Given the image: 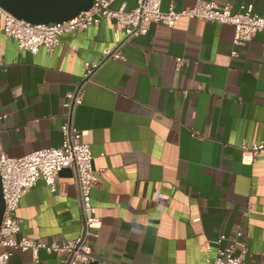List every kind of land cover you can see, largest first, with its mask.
Segmentation results:
<instances>
[{"label":"crops","instance_id":"crops-1","mask_svg":"<svg viewBox=\"0 0 264 264\" xmlns=\"http://www.w3.org/2000/svg\"><path fill=\"white\" fill-rule=\"evenodd\" d=\"M197 0H162L167 11ZM234 11L264 0H215ZM137 0H114L130 10ZM125 34L103 18L61 37L53 52L18 48L0 18V151L12 157L60 146L66 93L86 63L99 62ZM232 24L181 17L153 24L127 42L126 60L103 63L85 84L73 121L101 170L91 191L99 222L94 252L116 264H209L220 234L248 232L242 264H264V34L234 47ZM237 50V55L232 54ZM194 133L198 136H194ZM52 192L41 178L21 199V234L35 240L76 238L81 210L76 172L63 169ZM63 255L15 251L10 264H62ZM79 264H101L98 261Z\"/></svg>","mask_w":264,"mask_h":264},{"label":"built area","instance_id":"built-area-1","mask_svg":"<svg viewBox=\"0 0 264 264\" xmlns=\"http://www.w3.org/2000/svg\"><path fill=\"white\" fill-rule=\"evenodd\" d=\"M114 0H95L88 11H81L73 18L62 22L35 24L17 18L0 6V18L3 19L6 35L17 41L18 48L37 53L41 47L48 52L61 44V37L76 34L91 26H98L103 18H111L125 28L123 38L112 49L105 50L99 62L86 63V70L80 83L66 93L63 107L67 113L61 125L63 140L60 146L34 150L23 156L12 157L0 151V174L2 179L5 210L0 227V264H10V257L17 251L46 250L63 255L62 264H79L98 261L101 264H116L100 259L94 252L91 238L98 237L94 226L99 222L96 207L91 200V191L95 187L101 170L93 166V154L89 143L85 142L82 132L73 121V112L85 94V84L91 81L99 67L109 60H126L123 48L127 42L147 34L153 24L169 27L175 25L181 17L198 18L232 24L235 27L234 47L243 46L251 41L255 34H264V16L254 11L252 3L242 4L234 11L231 4H219L215 0H197L193 6L176 9L171 6L162 10V0H137V5L130 9H114ZM232 54L237 55V50ZM1 63V61H0ZM194 136L198 134L194 133ZM240 147L251 152L256 159L264 150V141L251 146L243 141ZM65 168L76 172L79 205L81 210L79 235L63 242L35 240L21 234V219L17 216L22 197L34 188L43 178L52 192L57 191V176ZM248 232L239 228L229 238L220 234L207 245L209 264H242L249 255Z\"/></svg>","mask_w":264,"mask_h":264},{"label":"water","instance_id":"water-1","mask_svg":"<svg viewBox=\"0 0 264 264\" xmlns=\"http://www.w3.org/2000/svg\"><path fill=\"white\" fill-rule=\"evenodd\" d=\"M95 0H0V6L25 21L41 24L62 22L88 11ZM5 210L0 174V227Z\"/></svg>","mask_w":264,"mask_h":264}]
</instances>
